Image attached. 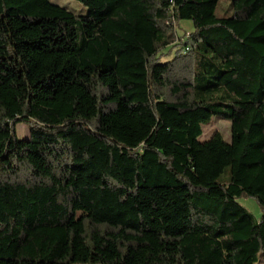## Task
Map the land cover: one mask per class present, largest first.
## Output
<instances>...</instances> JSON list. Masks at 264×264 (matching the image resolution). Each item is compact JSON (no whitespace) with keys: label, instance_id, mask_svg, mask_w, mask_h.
Instances as JSON below:
<instances>
[{"label":"trees","instance_id":"1","mask_svg":"<svg viewBox=\"0 0 264 264\" xmlns=\"http://www.w3.org/2000/svg\"><path fill=\"white\" fill-rule=\"evenodd\" d=\"M76 1L0 0V264H264V0Z\"/></svg>","mask_w":264,"mask_h":264},{"label":"rangeland","instance_id":"2","mask_svg":"<svg viewBox=\"0 0 264 264\" xmlns=\"http://www.w3.org/2000/svg\"><path fill=\"white\" fill-rule=\"evenodd\" d=\"M50 3L61 6L68 11H71L74 14L84 15L87 13V8L76 0H49ZM229 0H220L219 5L216 8L215 13L217 15H231L232 9L229 7ZM176 34L180 37H187L189 33L193 30L192 23L190 21H180L175 25ZM177 42H180V38L174 37V42H172L171 47L174 46ZM178 46L172 47V52L177 51ZM166 57H164L165 59ZM169 59L171 57H168ZM203 133L199 137L201 142L209 141L212 137L218 135V140L229 142L231 131H230V122L225 119H220L218 117L212 116L207 123L202 125ZM17 134L20 138L26 137V127L25 124L20 123L16 126ZM225 176H221L220 180L223 181ZM239 202L255 217H260L261 210L259 205L253 198L242 197L239 199ZM263 264V263H261Z\"/></svg>","mask_w":264,"mask_h":264}]
</instances>
